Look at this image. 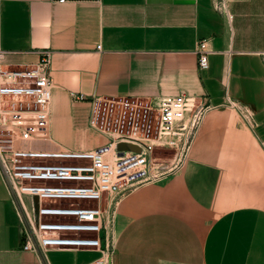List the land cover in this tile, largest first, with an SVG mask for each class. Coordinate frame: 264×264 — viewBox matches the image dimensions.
<instances>
[{
	"label": "crops",
	"instance_id": "crops-1",
	"mask_svg": "<svg viewBox=\"0 0 264 264\" xmlns=\"http://www.w3.org/2000/svg\"><path fill=\"white\" fill-rule=\"evenodd\" d=\"M202 39L210 49L204 69L196 53ZM0 50L2 71L49 55L46 147L84 144L89 103L78 94L184 92L209 103L181 162L173 166V152L157 150L159 176L114 206L102 201L120 223L113 264H264V138L257 132L264 123V0H0ZM230 101L249 108L251 125ZM23 245L0 173V264L99 257L85 249H48L43 257ZM54 252L64 257L52 261Z\"/></svg>",
	"mask_w": 264,
	"mask_h": 264
},
{
	"label": "built area",
	"instance_id": "built-area-1",
	"mask_svg": "<svg viewBox=\"0 0 264 264\" xmlns=\"http://www.w3.org/2000/svg\"><path fill=\"white\" fill-rule=\"evenodd\" d=\"M207 43L202 39L196 47L200 69L208 67ZM48 61L45 53L38 65L0 70V173L23 227V249L43 257L48 249L96 250L99 257L86 264H113V215L102 201L109 207L116 195L159 176L157 150H171L173 166L181 162L209 103L184 92L78 94L76 100L89 103L88 127L103 141L93 147H46L54 86L43 69ZM229 104L251 125L249 108ZM121 143L133 147L119 148ZM84 199L96 204L76 202Z\"/></svg>",
	"mask_w": 264,
	"mask_h": 264
},
{
	"label": "rangeland",
	"instance_id": "rangeland-1",
	"mask_svg": "<svg viewBox=\"0 0 264 264\" xmlns=\"http://www.w3.org/2000/svg\"><path fill=\"white\" fill-rule=\"evenodd\" d=\"M204 104H208L207 101H203ZM88 131L90 132H84V134L82 136H86V140H84V144H78V145H74L73 148H79V147H91L94 145H97V144H100L103 139L96 133L94 132L92 129H89ZM257 132L258 134L260 135V137L264 138V123H263V126H260L257 128ZM121 197V194H118L116 195L113 200H112V206L115 205V202L119 200V198ZM105 201V200H104ZM103 201V203H104ZM24 202L27 206V208L29 210L32 211V202H31V199L27 196H24ZM76 202H79L80 204L82 205H95L96 202L95 201H92V200H88V199H84V200H78ZM117 221L114 220V222L112 221L111 222V226H110V244H113V232L116 228H118L120 226V223L118 221V219L116 218ZM49 255V258L52 260V261H58L59 259L63 258L64 255L63 253L61 252H54V253H48Z\"/></svg>",
	"mask_w": 264,
	"mask_h": 264
},
{
	"label": "water",
	"instance_id": "water-1",
	"mask_svg": "<svg viewBox=\"0 0 264 264\" xmlns=\"http://www.w3.org/2000/svg\"><path fill=\"white\" fill-rule=\"evenodd\" d=\"M118 147L119 148H126V147H131L132 148L133 146L121 143V144L118 145ZM100 236L103 237V231L100 233ZM101 246L104 247V241H102Z\"/></svg>",
	"mask_w": 264,
	"mask_h": 264
}]
</instances>
